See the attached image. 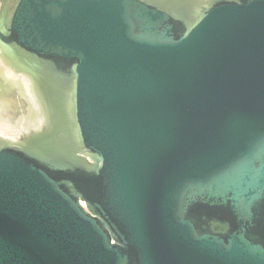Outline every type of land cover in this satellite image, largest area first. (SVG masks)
<instances>
[{
  "label": "water",
  "instance_id": "water-1",
  "mask_svg": "<svg viewBox=\"0 0 264 264\" xmlns=\"http://www.w3.org/2000/svg\"><path fill=\"white\" fill-rule=\"evenodd\" d=\"M0 58V264H264V0H0Z\"/></svg>",
  "mask_w": 264,
  "mask_h": 264
},
{
  "label": "bare ground",
  "instance_id": "bare-ground-1",
  "mask_svg": "<svg viewBox=\"0 0 264 264\" xmlns=\"http://www.w3.org/2000/svg\"><path fill=\"white\" fill-rule=\"evenodd\" d=\"M48 125L46 108L31 79L0 58V136L18 141Z\"/></svg>",
  "mask_w": 264,
  "mask_h": 264
}]
</instances>
